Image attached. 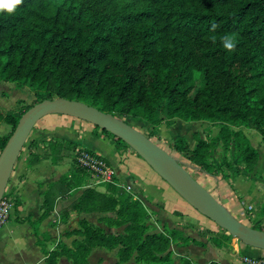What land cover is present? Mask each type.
Here are the masks:
<instances>
[{"label": "trees", "instance_id": "obj_1", "mask_svg": "<svg viewBox=\"0 0 264 264\" xmlns=\"http://www.w3.org/2000/svg\"><path fill=\"white\" fill-rule=\"evenodd\" d=\"M213 23L218 26L215 31ZM225 35L236 39L234 51L223 48ZM0 82L44 97L20 110L22 100L12 111L0 109V125L11 128L8 136H0V151L25 111L45 99L59 98L140 121L151 128L148 138L174 119L210 124L219 129L216 136L194 133L193 147L177 137L171 147L200 172L227 180L225 163L215 166L211 157L219 146L234 150L242 169L229 170L235 171L232 176L251 173L259 155L242 129L264 139V0H23L14 15L0 13ZM94 129L112 138L119 155L130 149L106 131ZM68 146L77 148L57 138L47 141L52 165ZM76 172L86 170L72 167L47 186L36 222L30 217L15 219L33 229L44 264H59L64 257L70 264H87L94 248L118 249L119 263L136 250L143 262L172 264L173 244H199L166 227L162 233L148 234L147 208L108 183L107 193L84 189L59 210V223L67 224L72 214L110 213L115 217H101L99 222L111 228L125 226L124 233H107L81 217L77 229L65 233L79 238L49 251L37 226L58 201L70 199L81 186L72 184ZM18 206L14 201L15 209ZM232 239L224 233L211 241L220 248ZM180 262L194 264L186 257Z\"/></svg>", "mask_w": 264, "mask_h": 264}, {"label": "crops", "instance_id": "obj_2", "mask_svg": "<svg viewBox=\"0 0 264 264\" xmlns=\"http://www.w3.org/2000/svg\"><path fill=\"white\" fill-rule=\"evenodd\" d=\"M21 89L15 87V90ZM0 95L2 97L5 96V92H1ZM19 100L22 99H18L16 102ZM16 107L15 103L14 109ZM35 127H38L39 131L35 132L34 138L43 136V130H54V138L72 142L76 144L78 149L88 150L102 157L113 170L116 184L129 186L139 191L138 197L146 208L156 216V220L159 221L158 225L168 227V229L179 230L190 239L199 243L197 245H183L176 242L171 247L173 251L172 258L186 257L194 264H209L210 262H217L218 264H245L242 261L244 256L250 258L263 256L264 251L254 248L250 250L240 243H233V241L229 245L220 248L216 247L213 245L211 239L223 236L222 233L214 232V229L210 227L211 234L209 233L210 231L203 233L201 232L202 230L198 231L196 228L189 227L188 222H191L190 218H194L191 212L193 209L132 150L127 149L122 155H119L114 148L113 142L111 144L103 140L102 136H98L92 125L67 116L49 115L42 118ZM242 131L246 137H249V141L253 140L250 143L259 155L258 162L254 166L253 171L251 173L242 172L237 177L229 176L227 173L226 176H229L228 180L220 176L211 177L201 173V180L206 181L208 187L204 183H201V185L208 192L210 191L209 193H212V196L239 222L247 226L249 225V227L261 228L263 231L264 139L252 133H250L251 136L250 134L248 136L244 129ZM101 142L109 143V147H106L107 151L104 152L105 154H102L104 150H101V146L99 145ZM65 151H63L59 161L64 157ZM63 161L66 160L63 159ZM70 170L71 166L69 167L64 163L62 165H58V163L56 165L51 164L48 167V171L53 177H48V182L42 180L38 174L39 168L37 167L29 169L28 165H26L25 167H21L17 173L13 171L8 187L10 186L11 194L14 196L15 201L19 203V206L12 213L8 222L0 229V264H44V256L36 245L37 238L34 235L33 229L28 223H17L15 219L25 220L30 217L31 222H36L41 214L42 193L51 182L57 181L60 176ZM25 171L27 172L25 173ZM15 174L16 177L14 179L13 176ZM230 174L232 173L230 172ZM104 188V186H101L95 190L105 193ZM66 201L68 200L58 201L57 204H65ZM56 206L50 216L37 226L38 234L47 233L51 236L52 232L50 233V230L46 229L45 224L49 222L48 220H50L51 215L57 214L58 216V213L55 212ZM65 225L59 223L58 217L57 226L62 228ZM48 245L49 243L46 242L49 251L54 249V247H48ZM65 262L63 258L59 260V264H66Z\"/></svg>", "mask_w": 264, "mask_h": 264}, {"label": "rangeland", "instance_id": "obj_3", "mask_svg": "<svg viewBox=\"0 0 264 264\" xmlns=\"http://www.w3.org/2000/svg\"><path fill=\"white\" fill-rule=\"evenodd\" d=\"M3 91L5 92V96L2 97L0 95V109L5 110V111L14 110L16 100H18V99H22V104H20V106H18V108H17V110L18 109L20 110V109L24 108L25 106H30L33 103H36V102H38L44 98V97L34 96V94L27 87H24L21 90H15V87L13 86V84L0 82V93ZM123 119L128 124H130L134 128L138 129L140 132H142L143 134L148 136V133L151 129V128H149V126H147L146 124H144L140 121L133 120L131 118H123ZM0 126H1L0 136H8L11 132V128L9 126H6V125H0ZM244 130L246 131L248 136L250 133H252V134L259 137V135L252 130H249V129H244ZM37 131H39L38 127H34L30 136L28 137L24 147H23V150L21 151V154L19 156V159L16 162V165H15V168L13 171H15L17 173V171L21 167H25L26 165H28L29 169L37 167V168H39L38 174L41 176L42 180H44V182H48V179H49L48 177L51 178V177H53V175H50V172L48 171V167L51 164H50V160L48 158L49 155H48V151L46 149V144L50 138H54V134H53L54 130H49V131L43 130V132H44L43 136H40L38 138H34L35 132H37ZM218 131H219V129L217 127L211 126L210 124H207L204 122L187 123L185 121L174 119L172 121L171 126H166L164 123H162L159 127L154 129L153 130V136H151L150 139L152 141H154L156 144H158L160 147H162L165 151H167L168 153L173 155L179 162H181V164L186 168V170L189 172V174L200 185H201V183H204L205 186H207L208 185V184H206L207 182L206 181L204 182V180H201L202 176L200 174L202 172H200L197 168L192 166L182 155L176 153L173 150V148L171 147V142L174 140V138L184 137L188 141L190 147H193L194 146V140H193V134L194 133H197L201 138H205L207 135H210L211 137L216 136L218 134ZM95 132H96V134H98V136H102L103 140H106L112 144V142H113L112 138H110L108 136L101 135V134H99L98 131H95ZM250 136H251V134H250ZM247 138L249 139V137H247ZM32 141H34V144H31L32 145L31 146L30 143H32ZM250 141L253 142V140H250ZM108 142H106V143L101 142V144H99L101 146V150H104V151H102L103 152L102 154H105L104 152L107 151L106 147H109ZM79 151L80 150L78 148L73 149L71 146H68L66 148V151L64 152V157L58 162V165H62V163H64V164H67V166H69V167L71 166V168L72 167L75 168L77 166L76 155ZM63 159H65L66 161H63ZM211 161L215 166H218L224 162L226 165V168H228L226 173H228L229 176H232V174H230L229 170L234 169V170H238L240 172L242 169V165L240 164L238 157L235 155L234 150H229L228 152H226L220 146L214 151V153L211 157ZM234 170L231 173H234L235 172ZM26 172L27 171H25V173ZM71 176H72V174H71ZM13 177L15 179L16 174ZM112 181H113V179H112ZM211 182H212V179H211ZM75 183H80L79 185H81V186L78 189H75L72 191L73 193L71 195V198L68 199V201H66L65 204L64 203L63 204L62 203L57 204L55 212L58 213L59 210L63 207V205H67L73 199L77 198L84 189L92 188L95 190L98 187H101V186L105 187V185L108 184V183L101 182L98 177L94 176L92 173H90L88 171H86L85 174H82L79 172L78 173L76 172L75 174H73L72 184L75 185ZM113 184H115L124 193L131 194L134 196L135 199H138L139 201L142 202V200H140V198L138 197V195H139L138 190H136L132 187H129V186L120 185L118 183L116 184L115 180L113 181ZM204 189L206 191H208L206 188H204ZM105 193H107L106 189H105ZM11 195L12 194H11L10 186L9 187L7 186L6 197L11 198L12 201H15L14 196L13 195L11 196ZM211 195H212V193H211ZM16 209L14 207L13 210L16 211ZM147 210L150 214V218L146 221L148 234L162 233L164 227H162L161 225H158L159 221L156 220V216L152 212H150L149 209H147ZM191 212L193 213L194 218H190L191 222L190 223L188 222L189 227L196 228L198 231L202 230L201 232H203V233L210 231L209 227L213 228L214 232L222 233V235L225 233V232H222V230L219 229L210 220H208L207 218H205L202 215H200L199 213H197L194 209L191 210ZM12 213H11V215H12ZM81 217L85 218L86 220H88L93 225H96V226L103 228L105 230V232H107V233H111L113 235L124 233L125 226H121L118 228H111V227H107L105 223L99 222V218H101V217L114 218L115 217L114 214L108 213V214H102V215H82V216L72 214L70 216L69 222L62 228H60L61 225L57 226L58 225L57 214H53V215H51V218H49L50 219V220H48L49 222L47 224H45L46 229L47 230L49 229L50 233L52 232L51 236H49L47 233L46 234H39V235L41 236L42 240H45L46 242L49 243L48 247L52 246L55 248V246L61 245V244L70 246L73 239H75V238L78 239L79 237H75V236L66 237L65 233L67 231H70V230L72 231V230L77 229L78 221L81 219ZM13 220H14V218H13ZM209 233L211 234V231ZM231 241H233V243H236L235 239H233ZM245 247H247V246H245ZM248 249L252 250V248H250V247H248ZM172 253H173V251H172ZM136 257H137V251L135 250L133 252L132 256L126 262L119 263V261H118V249L107 250L105 248H94L91 250L90 254L87 257V264H153V263L146 262V260H145V262H143L140 258L137 259ZM181 258L182 257H179L178 259L175 257L172 258V260H173L172 264H180ZM63 260L66 261L65 262L66 264H70V262L65 257L63 258Z\"/></svg>", "mask_w": 264, "mask_h": 264}, {"label": "water", "instance_id": "obj_4", "mask_svg": "<svg viewBox=\"0 0 264 264\" xmlns=\"http://www.w3.org/2000/svg\"><path fill=\"white\" fill-rule=\"evenodd\" d=\"M61 115L86 122L124 142L183 201L242 245L264 251V231L239 222L206 191L173 155L128 124L75 100L45 99L25 111L0 151V203L18 157L33 128L44 117Z\"/></svg>", "mask_w": 264, "mask_h": 264}, {"label": "built area", "instance_id": "obj_5", "mask_svg": "<svg viewBox=\"0 0 264 264\" xmlns=\"http://www.w3.org/2000/svg\"><path fill=\"white\" fill-rule=\"evenodd\" d=\"M76 159L78 167L92 173L94 176L98 177L101 182L113 183V170L107 164V162L99 155L95 153L89 154L85 151H80L77 153ZM13 209L14 201H12L11 198H7L5 192V195L3 196V199L0 203V229L9 220L11 213L14 211ZM237 243L239 242L236 240V244ZM242 261L245 264H264V254L263 256L258 258H250L244 256L242 258Z\"/></svg>", "mask_w": 264, "mask_h": 264}, {"label": "clouds", "instance_id": "obj_6", "mask_svg": "<svg viewBox=\"0 0 264 264\" xmlns=\"http://www.w3.org/2000/svg\"><path fill=\"white\" fill-rule=\"evenodd\" d=\"M23 4V0H0V13H6L11 16L16 13L18 8ZM218 26L213 23L212 30L215 31ZM236 39L231 35H225L222 40V46L229 52L235 50Z\"/></svg>", "mask_w": 264, "mask_h": 264}]
</instances>
